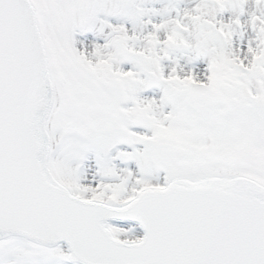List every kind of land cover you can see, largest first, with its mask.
Wrapping results in <instances>:
<instances>
[{
	"label": "snow or ice",
	"instance_id": "1",
	"mask_svg": "<svg viewBox=\"0 0 264 264\" xmlns=\"http://www.w3.org/2000/svg\"><path fill=\"white\" fill-rule=\"evenodd\" d=\"M0 264H264V0H0Z\"/></svg>",
	"mask_w": 264,
	"mask_h": 264
}]
</instances>
